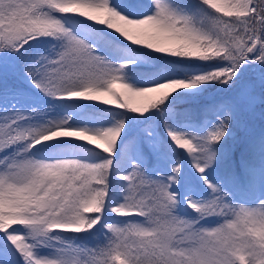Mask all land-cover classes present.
<instances>
[{
  "label": "snow or ice",
  "instance_id": "6c2138e0",
  "mask_svg": "<svg viewBox=\"0 0 264 264\" xmlns=\"http://www.w3.org/2000/svg\"><path fill=\"white\" fill-rule=\"evenodd\" d=\"M0 264H264V0H0Z\"/></svg>",
  "mask_w": 264,
  "mask_h": 264
},
{
  "label": "rangeland",
  "instance_id": "374dc122",
  "mask_svg": "<svg viewBox=\"0 0 264 264\" xmlns=\"http://www.w3.org/2000/svg\"><path fill=\"white\" fill-rule=\"evenodd\" d=\"M11 82H13V81L10 80V83H11ZM118 91H119V89H118ZM93 103H99L101 107H115L114 105H103L101 102H93ZM255 123H256V125H257V127H258V126H259V123H260V121H259L258 118H257V120L255 121Z\"/></svg>",
  "mask_w": 264,
  "mask_h": 264
}]
</instances>
